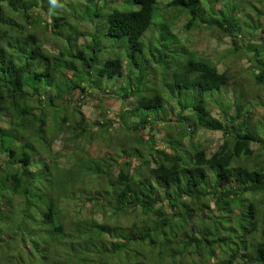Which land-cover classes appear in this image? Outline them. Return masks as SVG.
Wrapping results in <instances>:
<instances>
[{
	"label": "trees",
	"instance_id": "trees-1",
	"mask_svg": "<svg viewBox=\"0 0 264 264\" xmlns=\"http://www.w3.org/2000/svg\"><path fill=\"white\" fill-rule=\"evenodd\" d=\"M80 1L86 17L91 0ZM116 1L97 3L109 10L105 35L126 38L128 53L105 60L96 77H119L133 87L131 93L123 88L122 99L138 95L131 98L136 121L127 129L135 136L127 149L128 138L118 133L119 150L109 138V151L91 158L84 149L93 139L88 129L103 125L86 122L83 99L73 95L77 89L86 91L98 104L108 97L83 86L84 77L87 81L96 69V53L85 56L89 46H76L62 34L68 18L53 16L60 0H0V119L7 123L0 126V153L5 157L0 164V178L5 176L0 234L6 235L9 248L7 255L5 244L0 246L2 256L9 264H264V138L252 133L253 124L264 123V116L254 118L256 108L264 109V0L167 2L165 10L188 15L185 31L197 27L219 40L232 39V53L220 54L215 62L196 47L177 49L166 41L168 36L176 39L174 23H165L160 36L152 35L156 45L147 49L141 38L152 23L157 0H122L119 6ZM69 28L75 31L71 24ZM89 31L77 29L78 35ZM50 41L58 49L47 50ZM233 54L237 62L231 61ZM240 60L245 67H239ZM233 68H238L235 74ZM147 70L150 81L159 83L161 76L170 75L171 101L158 89L139 94ZM221 89L223 97L232 93V99L218 105L212 95L204 101V94ZM187 90L193 92L188 94L193 101L184 115L187 99L178 98L176 91ZM209 104L218 107L219 118L211 116ZM127 110L119 113V130ZM156 119L169 126L179 123L178 138L175 128L165 143L168 148L158 146L161 140L156 142L153 134L140 133H153L148 124ZM200 129L223 135L210 155L205 143L192 141ZM61 136L67 168L46 159ZM186 138L190 141L184 144ZM122 219L125 228L118 224ZM133 245L144 250L131 262Z\"/></svg>",
	"mask_w": 264,
	"mask_h": 264
},
{
	"label": "rangeland",
	"instance_id": "rangeland-1",
	"mask_svg": "<svg viewBox=\"0 0 264 264\" xmlns=\"http://www.w3.org/2000/svg\"><path fill=\"white\" fill-rule=\"evenodd\" d=\"M168 1L169 0H157V4H155V7L153 9L152 23L149 26V28L145 31V33L143 34L141 38V42L145 44L147 49L152 48L156 45V39L154 38L157 37L158 35L160 36L163 30L164 31L166 30V27L164 26L165 23H168V24L174 23L173 33L176 39L175 38L173 39L170 36H168V38L166 39V41L172 42L174 48L180 49V48H184L185 46V47H188L189 50H195V47H196L200 53L205 52L204 56L205 57L208 56V59L213 62H215L216 59H218L220 54L224 55V53H232L231 52L232 50H228L231 47V42H232V39L229 37L222 38L221 40H219L218 38L213 37V35H211L210 32H206L203 29L198 30L197 27H195L193 30L185 31L184 26L188 20V15L181 14L179 9L165 10L166 9L165 6ZM75 3H77V0H63V2H61L60 0V2L58 3V6H54V10L57 14L54 13L53 16L60 18V19L68 18L67 20L69 21V25L71 24L72 26H74L75 31L70 29L69 25L67 26L64 25L63 29H61V32L66 37L68 36L71 39V42L74 41L75 44L77 42L76 46H79V44H84L85 46H89L90 52L88 51V49H86L85 54H84L85 56L91 57L92 52L96 53V56H95L97 58V63L95 65L96 69L93 68L92 77L90 79L87 78V81H86L84 77L85 82L83 83V86L90 85V87L93 89V94H98V95L100 94L99 96H102L101 94L104 92V96H108V97H104L105 101L103 103L98 104L96 100H91L89 93H87L86 91L82 92L79 89H77L73 95V98L83 99L81 100L83 104V106L81 107V112L82 114H84L86 118V122H93L97 120L100 124L103 125L99 127L89 126L90 128L88 130L91 131V134H92L91 138L93 137V139L89 144H88L89 141H87V143L85 144H88V145L84 147V149L88 151L89 155L93 156L91 158H99L96 155L102 156L103 153H106L107 151H109L108 150L109 148L107 147V144H106L109 138L111 142L113 143V145L114 143L118 145V146H114V149L117 147H120L119 141L121 139L117 136L118 133H120V135L123 136V138H128L127 142H125L126 143L125 146L127 149H129L132 146L131 140L133 139V136H135V134H133L131 131H127V129L129 130L130 126L134 124V121H136V118H135L136 112L134 110V106L131 103L132 102L131 98L138 97V95L135 94V95H132V97L130 98L122 99L123 88L126 87L128 92L131 93V90L133 89V87L131 88L128 85L127 81H123L122 79H119V77H116L114 79L105 78V79L98 80V78L96 77V70L98 69V67L102 65V63L105 60L109 58H114V59L123 58L128 53V45L126 42V38L114 39V38H109L105 35V31L107 28V14L109 10L100 9L102 8L103 4H98L97 0H91V2H89L91 3V8H89L90 13H88V15L85 17L86 14H82L81 12L82 6L80 4L82 2L79 0L76 6H75ZM121 3H122V0H120L119 2L116 1L114 5L119 6ZM125 3L129 5L128 8H133V9L135 8V5L132 2L128 1ZM97 9H100L97 12L98 14L95 13ZM93 12L95 13L96 17L94 16ZM164 12L167 15L164 14ZM80 17L82 18L80 19ZM66 19H63V20L65 21ZM83 27H88V30L93 31V33H95L94 35L95 37L93 35H89L91 31L87 32L86 34H83L84 36L78 35L79 30L82 29ZM77 29H78V32H77ZM164 34H166V32ZM152 35H155V37L152 38ZM46 48L49 51H55L56 49H58L57 45L52 41L46 44ZM138 55L139 54L137 53L135 54L136 57ZM238 55L240 56V58H242L241 52ZM55 56H57V54H55ZM182 58L183 57H179V60L182 61ZM230 58H231V61L237 62L236 61L237 57L234 54ZM239 62H240L238 63L239 67L240 66L245 67L244 65L245 61L240 60ZM217 64L220 70L225 69V64H221L219 62H217ZM143 68H144V65H143ZM237 69L238 68L236 69L233 68L232 73L234 72L235 74L236 71H238ZM161 74H163L162 69H161ZM146 76L148 80L145 81L144 83L142 82L143 83L142 86H140L139 90H137L140 95H143V94L149 95V93L152 94L155 92L156 89H158L160 90V92H163L164 98L170 101L172 100L170 99L172 89H171V85L168 82L170 78L169 74L166 75L165 77L161 76L160 83L158 80L150 81L151 75L148 72V70L146 72ZM57 85L58 84L54 83L53 88L56 89ZM241 87L244 91L247 90L245 86H241ZM221 92H222V89L219 92H211V93L204 94L203 96L204 101L207 102L208 98H211L212 95L214 96L213 101L218 103V105L223 103L222 100H224L226 97L229 98L230 100L232 99L233 97L232 93H229L228 94L229 96L224 95L223 97L220 94ZM184 93L181 94L176 91L178 98L187 99L184 105L188 107L187 108L188 110L184 113V115H188L189 111L192 108L191 104L193 101V98H191L188 94L193 93V92L190 90H187V91H184ZM127 101L130 102L129 107L125 105ZM175 101L176 99L173 100L172 102H175ZM79 105H81V103H79ZM209 106L211 109L210 110L211 116L214 118H219L220 112H219L218 107L215 104L213 105L209 104ZM126 109L128 110L126 111L125 115L122 118V125H123L121 127L122 130H119L120 128L119 123L121 122L119 113H121L120 111H123ZM169 109L170 107L168 108V110ZM174 111H175L174 112L175 114L177 113L178 109L175 108ZM168 116L170 117V114L167 111V113L165 114L166 120ZM261 116H264V109L258 107L255 109L254 118L258 119ZM111 122H112V127L111 129L109 128L110 131L105 130V126H111L110 125ZM177 124L173 123V124H170L169 126L167 124L161 123L159 119L158 120L156 119L155 122L153 120L151 125L148 124V128L150 127L154 128L153 133L147 129L145 130L146 133H143V132H140V133L141 135L146 134L145 135L146 137L148 136L151 137L153 134L154 135L153 138L156 142H158V140H161L158 143V146H161V147L164 146L168 148V145L165 143H167L168 136L174 133L175 128L177 129V131L175 132V136L174 135L173 136L176 140L178 138L176 134L179 131L180 127H179V123ZM0 126L1 127L7 126L6 119H0ZM252 127L254 128L252 130V133H254L255 136L263 139L264 138V123H261L259 125L253 124ZM101 131L105 133L103 135L104 138L95 139L97 138L98 135L102 133ZM222 140H223V135L221 132H216V131L211 132V131H207L204 129L197 130L195 136L192 138V141H196V142L199 141L200 143H205L204 147L206 148V151L209 155L216 150L217 146L222 142ZM189 141H190V138H186L183 142L184 144H186ZM62 143H63L62 136L55 139L52 145L53 153L51 155H48L50 156V159L49 158H46V159L48 163L51 165L57 164L61 167L67 168L69 166V160L66 158V151H65V148L64 149L62 148ZM190 147L191 145L189 146L188 150H190ZM116 150H119V148H117ZM176 150L178 152L179 150L183 151L181 147L177 148ZM260 152L262 154L261 155L262 163L264 164V151L260 150ZM56 159L59 164L56 162ZM4 160H5L4 155L0 153V164ZM133 163H135L134 160H133ZM55 174L56 176H54L53 178L54 180L57 179L58 173H55ZM4 178L5 176H1L0 178V188L1 189L3 187ZM0 202L4 204V200H2L1 194H0ZM15 202H18V200L15 199ZM82 216H83L82 218H86L87 212L83 211ZM97 221L98 222L102 221V217H97ZM118 224L119 226L125 228L127 223L125 220L122 219L121 223H118ZM110 225H113V224H110ZM5 237H6L5 234L4 235L0 234V246H3L5 244L4 250H6V252L4 253L9 255V248L6 247ZM143 250H144L143 247L136 246V245L131 246V251L129 252V256H130L129 261L132 262V260H134L133 256H135L136 253H139ZM2 255H3V251L1 250V247H0V264H9V260L6 259L7 257L5 258ZM124 260L125 258L122 261Z\"/></svg>",
	"mask_w": 264,
	"mask_h": 264
}]
</instances>
